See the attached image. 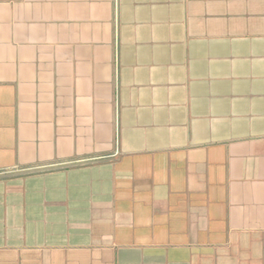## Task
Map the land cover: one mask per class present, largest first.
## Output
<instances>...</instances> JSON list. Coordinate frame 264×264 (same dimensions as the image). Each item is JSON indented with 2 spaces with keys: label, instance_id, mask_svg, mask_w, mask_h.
<instances>
[{
  "label": "crops",
  "instance_id": "crops-1",
  "mask_svg": "<svg viewBox=\"0 0 264 264\" xmlns=\"http://www.w3.org/2000/svg\"><path fill=\"white\" fill-rule=\"evenodd\" d=\"M0 264H264V0H0Z\"/></svg>",
  "mask_w": 264,
  "mask_h": 264
}]
</instances>
